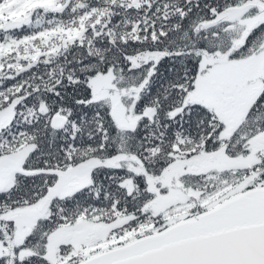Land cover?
I'll return each mask as SVG.
<instances>
[{
	"label": "snow or ice",
	"instance_id": "obj_1",
	"mask_svg": "<svg viewBox=\"0 0 264 264\" xmlns=\"http://www.w3.org/2000/svg\"><path fill=\"white\" fill-rule=\"evenodd\" d=\"M0 264H264V0H0Z\"/></svg>",
	"mask_w": 264,
	"mask_h": 264
}]
</instances>
